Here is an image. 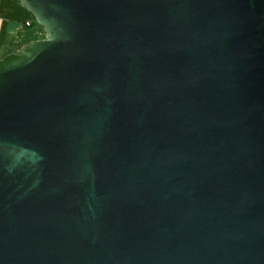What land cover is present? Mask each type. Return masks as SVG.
<instances>
[{"label":"water","instance_id":"1","mask_svg":"<svg viewBox=\"0 0 264 264\" xmlns=\"http://www.w3.org/2000/svg\"><path fill=\"white\" fill-rule=\"evenodd\" d=\"M19 1L0 264H264V0Z\"/></svg>","mask_w":264,"mask_h":264},{"label":"crops","instance_id":"2","mask_svg":"<svg viewBox=\"0 0 264 264\" xmlns=\"http://www.w3.org/2000/svg\"><path fill=\"white\" fill-rule=\"evenodd\" d=\"M32 21L19 0H0V58L38 38L40 30L32 27Z\"/></svg>","mask_w":264,"mask_h":264},{"label":"rangeland","instance_id":"3","mask_svg":"<svg viewBox=\"0 0 264 264\" xmlns=\"http://www.w3.org/2000/svg\"><path fill=\"white\" fill-rule=\"evenodd\" d=\"M32 27H34V28H36V30L38 29V30H40L39 31V36H37L38 38L37 39H42V38H44V35H45V32H44V29H43V27L35 20V18H33L32 17ZM36 39V40H37ZM3 58V57H2Z\"/></svg>","mask_w":264,"mask_h":264},{"label":"built area","instance_id":"4","mask_svg":"<svg viewBox=\"0 0 264 264\" xmlns=\"http://www.w3.org/2000/svg\"><path fill=\"white\" fill-rule=\"evenodd\" d=\"M26 24H27V25H29V24H30V22H29V21H26Z\"/></svg>","mask_w":264,"mask_h":264},{"label":"trees","instance_id":"5","mask_svg":"<svg viewBox=\"0 0 264 264\" xmlns=\"http://www.w3.org/2000/svg\"><path fill=\"white\" fill-rule=\"evenodd\" d=\"M30 13V12H29ZM31 14V13H30ZM31 16H32V14H31ZM33 17V16H32ZM34 18V17H33Z\"/></svg>","mask_w":264,"mask_h":264}]
</instances>
